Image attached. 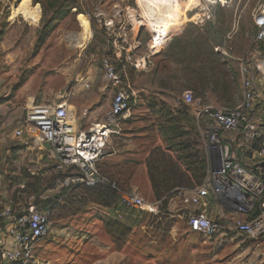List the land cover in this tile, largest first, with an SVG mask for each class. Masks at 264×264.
Here are the masks:
<instances>
[{
  "label": "rangeland",
  "instance_id": "rangeland-1",
  "mask_svg": "<svg viewBox=\"0 0 264 264\" xmlns=\"http://www.w3.org/2000/svg\"><path fill=\"white\" fill-rule=\"evenodd\" d=\"M20 1L0 7V208L55 201L49 234L38 242L33 263L264 264V237L251 240L232 228L212 238L189 232L186 216L194 207L177 194L167 198L160 214L150 215L124 207L105 188L67 189L63 182L75 171L54 172L47 180L26 178L28 169L34 171L35 154L22 149L27 137H14L31 102L65 99L74 111L84 104L103 118L113 97L102 66L107 60L121 85L128 84L134 93L131 116L122 125L124 136L133 128L138 132L128 134L142 137L137 140L140 154L131 158L134 170L136 161L145 166L155 159L150 152L156 148L168 149L166 154L175 159L180 154L197 159L199 152L206 156L192 108L191 116L179 110L182 95L188 91L196 102L213 107L239 104V64L253 50L252 15L259 0H226L224 6L212 0H179L185 4L179 12L182 25L164 34L130 18L139 20L135 0H31L41 11L36 25L10 20ZM80 15L88 20L91 35L84 48L76 46L86 31L76 21ZM108 22L112 24L105 28ZM257 81L264 87V76L257 75ZM48 90L60 93L43 99ZM259 101L264 109L263 89ZM164 121L177 129L175 134L158 133ZM214 166L208 163V171ZM143 184L135 182L137 192L145 201H155Z\"/></svg>",
  "mask_w": 264,
  "mask_h": 264
},
{
  "label": "built area",
  "instance_id": "built-area-1",
  "mask_svg": "<svg viewBox=\"0 0 264 264\" xmlns=\"http://www.w3.org/2000/svg\"><path fill=\"white\" fill-rule=\"evenodd\" d=\"M222 6L226 0H212ZM10 0H0V7ZM225 2V3H224ZM255 28L252 53L239 64L241 99L234 107H213L196 102L190 92L182 95V103L192 108L203 134V146L209 164L214 163L202 184L190 191L180 190L177 196L194 207L186 216L187 229L204 238H212L222 230L258 239L264 234V179L245 169L231 151L230 140L238 138L241 146L264 162V146L253 149L256 140L264 138V125L253 120L256 100V76H264V59L258 47L264 44V0H259L252 15ZM106 23L105 28L111 26ZM261 58L262 61L257 59ZM106 81L113 97L100 122L84 124L86 108L74 111L65 99L45 104L31 102L20 126L14 131L16 139L29 138L33 143L48 147L47 157L56 171H75L64 180L67 189L75 186L105 188L113 192L121 205L150 215L161 212V201L147 202L134 189L120 190L115 183L98 172L97 165L108 156L109 141L121 134L122 122L130 117L134 93L114 66L103 61ZM202 120V122H201ZM210 155V159L207 158ZM213 216L206 214L210 206ZM53 208L42 209L32 203L21 211L10 206L0 209V264H34L39 241L50 231ZM226 226L227 228H224Z\"/></svg>",
  "mask_w": 264,
  "mask_h": 264
},
{
  "label": "trees",
  "instance_id": "trees-1",
  "mask_svg": "<svg viewBox=\"0 0 264 264\" xmlns=\"http://www.w3.org/2000/svg\"><path fill=\"white\" fill-rule=\"evenodd\" d=\"M76 14H80L78 10ZM254 36H255V33H254ZM225 48H228V47H225ZM258 49L260 53L264 56V44L261 43ZM190 72L198 76L201 75L198 69L197 70L192 69ZM197 83H201V80H198ZM133 101L131 102V107H132ZM180 106L181 107L179 108V110H181V112H185L189 114V116H191L190 111L187 106L185 105H180ZM130 116H131V113H130ZM129 118L124 120L122 122V125H124ZM168 124H170V121L162 122V124L160 125H164V129L159 125L160 127H158V133L160 134L168 130L172 132V134H175L177 129L172 124L171 126ZM194 124H195V127H197L195 120H194ZM166 125H168L167 128L165 127ZM122 127L123 126H121V128ZM133 131L138 132L137 129L132 128V129L127 130L125 135L131 136L132 139L136 138L135 140L137 142V140H140L142 137H139L141 135H138V137H134L135 135L133 136V134L131 135L128 134L129 132H133ZM143 131H147V127H144ZM123 132H125V130H123L122 128L121 134L119 136H122ZM119 136H116V137H119ZM143 138L145 139V137ZM236 140L238 141L239 139L235 138V141ZM171 146H174V145H171ZM261 146H264V140L262 138L254 142L253 149L256 150ZM167 150L168 149L164 150L160 148L153 149L150 152V157L152 156V158L154 157L156 158L155 159L150 158L147 161V163H145L151 194L155 201H161V206H162L161 209L165 207L167 203V198L169 196L173 194H177L178 191L180 190L190 191V190H193L199 187L202 184L204 178L206 177L207 171H208V162H207L205 154L203 157V154L199 152L197 154L198 156L197 159H194V158L192 159L191 155L183 156L182 154H180V156H178L175 159L171 155L168 156L166 154ZM126 163L131 164V167L126 168L120 165L110 164V165H106L107 168L106 167L102 168V164L100 162L97 165V169L101 175L105 176L111 182L115 183L116 186L120 190H128L130 189L132 185V179L130 177L132 175L131 171H133L134 168L132 167L131 160L126 161ZM240 164L241 166H243L245 169H247L251 173L255 175L260 174L262 178L264 179V162L262 161L258 162L254 160L250 165H245L243 163H240ZM50 202L51 201H48V200L43 201V204L40 205V208L42 209H46L50 207L53 208V204L55 203V201L51 202V205L49 204ZM33 204L37 206L36 203H33ZM155 218L157 219V217H154V219ZM262 237H264V234L260 238Z\"/></svg>",
  "mask_w": 264,
  "mask_h": 264
},
{
  "label": "crops",
  "instance_id": "crops-1",
  "mask_svg": "<svg viewBox=\"0 0 264 264\" xmlns=\"http://www.w3.org/2000/svg\"><path fill=\"white\" fill-rule=\"evenodd\" d=\"M21 2V1H20ZM19 2V3H20ZM32 3V2H31ZM18 5V4H17ZM16 5V6H17ZM39 7V6H38ZM40 9V8H39ZM78 17L76 16V21L78 24ZM40 18H41V11H40ZM85 29V27H83ZM86 32V31H85ZM255 89H256V100L254 103V107H253V111H252V118L255 121H258L261 125H264V109L258 107L260 105V95H261V90H264V87L262 85H260V81L255 80ZM60 92L58 90L56 91H44L43 92V99L47 98V99H51L53 98L54 94L57 95ZM86 106L83 104L82 106H80V109L85 108ZM87 109V108H86ZM78 110V109H77ZM89 110V109H88ZM107 112V111H106ZM95 114V116H94ZM97 115V116H96ZM98 113H96L95 111H87V119L84 122V124H90V123H96V122H100L102 120L98 118ZM103 117V116H102ZM202 122V120H201ZM26 142H24L23 144V148H25L26 151L28 152H32L35 155L32 156V162L33 164H35L34 171L31 172L29 169L27 170V172L29 173V175H27L26 178H32V179H41V180H47L49 178V175L52 173H56L59 171H56L54 168V162L51 161L48 157H47V151H48V147L46 145H41V144H37V143H33L29 138H26ZM119 140V143H115L114 141ZM264 140V138H262ZM231 142V151L233 153V155L240 161V163H243L245 165H250L255 159H254V155L252 152L250 151H246L240 143V140H236L232 139L230 140ZM109 154L107 157H105L102 161V168H107L106 165H120L123 167H131V164L126 163V161H130L131 158H133L136 155H139V143L136 141H133V139L131 138V136H127V135H122L119 137H113L109 143ZM233 149V150H232ZM138 164V168L136 170L131 171V179H132V185L130 187V189H136L135 188V182L137 180H142L144 181V187L146 188L145 191L147 190V193L150 194V186H149V182H148V176H147V171L146 168L144 166V164H139V161H136ZM16 169V168H15ZM130 172V171H129ZM6 174H10L12 176H15L16 173L13 172H5ZM135 181V182H134ZM20 187H24L20 186ZM44 192H50L49 189H47ZM46 199H48V195L45 197ZM29 199H34V197H30ZM23 208L19 207L16 208V210L21 211L23 210ZM215 209L212 205L206 209V214L208 216H213L215 214Z\"/></svg>",
  "mask_w": 264,
  "mask_h": 264
},
{
  "label": "bare ground",
  "instance_id": "bare-ground-1",
  "mask_svg": "<svg viewBox=\"0 0 264 264\" xmlns=\"http://www.w3.org/2000/svg\"><path fill=\"white\" fill-rule=\"evenodd\" d=\"M135 3L140 12L139 20L132 16L130 18L136 24L143 21L161 34L173 32L178 26L182 25L179 12L185 10L183 7L185 4H182L179 0H135ZM15 18H21L25 22L36 25L40 20V9L38 5H33L31 0H21L16 7L11 9L10 20H15ZM78 21L86 28V32L77 39L76 46L84 48L91 37L88 31L89 22L85 16L81 15L78 17Z\"/></svg>",
  "mask_w": 264,
  "mask_h": 264
}]
</instances>
